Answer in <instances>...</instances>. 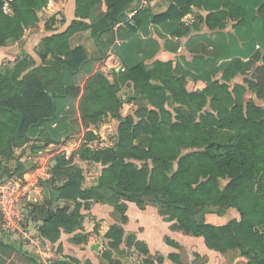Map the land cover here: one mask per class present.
Returning <instances> with one entry per match:
<instances>
[{
    "label": "trees",
    "instance_id": "obj_1",
    "mask_svg": "<svg viewBox=\"0 0 264 264\" xmlns=\"http://www.w3.org/2000/svg\"><path fill=\"white\" fill-rule=\"evenodd\" d=\"M136 1L105 0L107 16L99 20L93 8L101 0H77V19L68 30L40 43L41 66L31 68L26 57L0 72V181L22 177L25 157L38 154L49 144H59L48 127L58 118L59 101L80 95L79 89L65 84V76L76 74L87 60L82 47L71 48V38L88 30L95 38L111 32ZM242 2L249 1L172 0L169 9L154 15L153 21L177 27L192 7L202 6L210 13L209 26L222 28L210 25V19L232 16L241 23L246 21L249 7ZM49 4L50 0H0V48L9 40L21 41L28 29L39 24V15ZM259 8L264 27V0ZM146 11L137 13L133 29L141 28L140 18H147ZM56 21V17L49 19L46 30L51 31ZM186 83V76L179 75L171 62L157 61L148 67L145 60L131 67L125 63L114 83L98 74L87 81L79 100L78 124L87 131L85 144L76 155L104 168L97 183L89 187L83 170L73 164L75 155L55 157L46 190L52 194L56 189L65 206L44 204L32 210L28 206L30 215L42 221L39 234L44 240L56 243L63 232L82 230L85 217L81 210L102 203L113 206L119 218L105 236L109 243L102 262L125 264L132 248L148 256L144 243L133 235L125 238L126 203L132 202L141 209L157 207L174 223L173 230L203 238L211 251L236 252L247 264H264V109L253 101L237 103L227 84L212 82L204 90L189 92ZM127 84L133 86L130 99L138 106L135 116L121 115L120 87ZM109 116L119 121L115 144L90 146L97 135L89 128ZM220 131L233 136L220 143L216 137ZM35 141L44 144L31 145ZM17 150H23L19 158H15ZM11 160L16 161L14 171L7 166ZM60 181L62 186H58ZM233 212L238 217L230 219ZM210 217L228 221L212 223ZM84 241L78 236L73 239L75 244ZM167 242L178 247L169 239ZM123 244L127 250L121 249ZM3 245L0 240V248ZM169 259L180 264L176 254ZM48 263L69 264L67 259ZM137 264L153 262L146 259Z\"/></svg>",
    "mask_w": 264,
    "mask_h": 264
},
{
    "label": "crops",
    "instance_id": "obj_2",
    "mask_svg": "<svg viewBox=\"0 0 264 264\" xmlns=\"http://www.w3.org/2000/svg\"><path fill=\"white\" fill-rule=\"evenodd\" d=\"M247 1L249 2H242L244 3L242 5L249 7L247 19L242 23L241 19L238 20L232 16H226L223 20L210 19V25L220 24L222 28L213 29L209 26L210 13L202 6L192 7L177 27L154 22V15L165 13L172 0H151L152 6L146 11L147 18H140V29L132 28L139 13L131 19L128 17L130 12L137 10L136 1L129 11H125L120 16L111 32L98 38L93 36L91 30L75 34L70 40L71 48L74 50L82 47L87 54V60L76 74H66L65 84L79 89L80 95L77 98L72 96L59 101L58 118L48 127L51 136L59 141V144L65 145L64 150L69 156L78 152L85 144L87 131L84 129L82 133L78 125L80 123L79 100L84 93L87 81L98 72H102L114 83L116 74L124 69L125 63L131 67L139 60H145V65L148 67L157 61L171 62L179 75L186 76V89L189 92L204 90L212 82L224 83L229 86L230 93L237 103L242 102L247 105L253 101L264 109V27L261 18L263 14L259 11L262 0ZM76 9L77 0H50L48 8L40 13V22L36 27L28 29L21 41L9 40L0 48V72L8 66L13 68L26 57L30 61L31 68L41 66L40 56L43 51L40 49V43L49 36L66 32L72 22L77 19ZM93 12L99 20L104 19L108 12L105 0H101V3L93 8ZM44 16L48 20L56 17L57 23L51 31L46 30L47 21L41 20ZM86 22L90 23L89 20ZM10 63L14 64L8 65ZM133 95L132 85H121L119 96L124 101L121 109L122 116H135L138 106L130 99ZM118 128L119 121L111 116L105 118L100 124L91 126L89 129L97 135L96 145L92 147L113 146L117 139ZM108 134L114 136V141L104 144ZM232 136L231 132L220 131L216 137L218 142L226 143ZM44 137L50 138V135L45 134ZM33 143L44 144L35 141L31 145ZM54 145V143L49 144L43 151L48 153L54 150ZM74 150L77 151L73 152ZM22 152L23 150H17L15 158H19ZM76 154L74 165L80 164L77 166L80 169L83 170L87 164L100 167L98 181L104 168L102 164L83 161ZM43 155L41 151L32 157H25L23 163L26 172L23 177L33 169L32 167ZM55 157L50 160L52 168L56 165ZM7 166L14 171L16 161L11 160ZM2 175L0 171V177ZM63 183L58 186H62ZM85 185L88 186L86 177ZM65 203L59 199V192L54 189L52 194L49 190L36 194L29 206L31 210L34 206L44 204L57 208L65 206ZM126 208L128 222L122 225L125 238L133 235L137 242L146 245L149 255L144 256L132 248L128 258L131 259L134 254H137L138 258H135L134 262L123 260L125 264L142 263L146 259H150L153 264H176L169 259L170 255H178L181 262L182 252L191 253L188 249L192 248L194 241L204 240L201 237L188 236L173 230L174 223L168 222L155 206L149 205L141 209L135 203L127 202ZM29 212L28 207L27 226L33 241L28 242L18 235L9 234L0 229V240L5 244L0 248V264H36V262L49 264L50 260L55 259H67L69 264H104L101 256L108 246L105 250H100L98 257L93 254L99 250V245L103 246L100 242L108 245L109 240L105 236L112 226L119 223L113 206L94 202L90 209L83 208L81 213L85 218L82 230L70 234L63 232L56 243L46 241L40 236L39 228L42 221L30 215ZM76 236L85 241L82 244H75L73 239ZM167 239L175 242L178 247L168 244ZM121 249L128 248L126 244H123ZM217 254L223 255L207 248L205 253L194 252L193 256L198 255L206 263L212 264V259L216 258ZM159 258H162V262H159ZM187 264L194 263L188 261Z\"/></svg>",
    "mask_w": 264,
    "mask_h": 264
},
{
    "label": "built area",
    "instance_id": "obj_3",
    "mask_svg": "<svg viewBox=\"0 0 264 264\" xmlns=\"http://www.w3.org/2000/svg\"><path fill=\"white\" fill-rule=\"evenodd\" d=\"M137 10L130 12L133 18L138 12L149 9L151 0H137ZM82 133L84 129L81 128ZM65 144V143H64ZM54 150L43 152V157L24 177L8 178L0 181V218L1 230L9 234L18 235L26 241H33L28 229V206L34 196L46 191V184L52 178L51 158L65 154V145L55 144Z\"/></svg>",
    "mask_w": 264,
    "mask_h": 264
},
{
    "label": "rangeland",
    "instance_id": "obj_4",
    "mask_svg": "<svg viewBox=\"0 0 264 264\" xmlns=\"http://www.w3.org/2000/svg\"><path fill=\"white\" fill-rule=\"evenodd\" d=\"M46 19V20H45ZM41 20H44V21H48V19L44 16L42 17ZM14 64V63H13ZM12 63L8 64V65H13ZM9 67V66H8ZM7 68V67H6ZM115 130V129H114ZM108 139L104 140V144H110L111 142L114 141V136H110L108 134V136H106ZM78 140V139H77ZM74 143H72L73 145ZM96 143H92L91 146H95ZM77 150H74L73 152H75ZM72 152V153H73ZM77 153V152H76ZM76 153H74L72 156H74ZM62 155H66V156H69L67 153L65 154H62ZM75 158V157H74ZM74 164V162H73ZM76 166H80V164H77ZM83 172H84V175L87 179V184L88 186H92L94 185L96 182H97V178H98V175L100 173V167H96L92 164H87L85 165L84 169H83ZM62 181H60L58 184H61ZM238 215L236 212H233L231 215H230V219H234V218H237ZM226 218V217H225ZM225 218H222V219H218V218H215V217H210L208 220L212 223H221L223 224V222H226L228 221L227 219ZM225 219V220H224ZM100 244H103V246L99 245L98 249L99 250H96L93 254V256L95 257H98V253H100L101 251L100 250H105V248L108 246L105 242H100ZM125 247V246H124ZM206 246L204 245V240L201 241V239H198V241H194L193 243V246L192 248L189 247L188 251L191 252V253H186V252H182L181 254V262L180 264H187L188 261H191L193 262L194 264H208L205 262V260L203 258H201L200 256L196 255L193 256L194 252H200V254H203L206 252ZM134 254V253H133ZM130 258V257H129ZM129 258H126L124 260H128L129 262H134L138 256L137 254H134L131 259ZM136 258V259H135ZM212 264H247V260L244 259V258H241L238 256V253L236 252H229L225 255H216V258H213L212 259Z\"/></svg>",
    "mask_w": 264,
    "mask_h": 264
},
{
    "label": "water",
    "instance_id": "obj_5",
    "mask_svg": "<svg viewBox=\"0 0 264 264\" xmlns=\"http://www.w3.org/2000/svg\"><path fill=\"white\" fill-rule=\"evenodd\" d=\"M98 75H102V76H104V74L102 73V72H98L97 73ZM56 162H54V164H55Z\"/></svg>",
    "mask_w": 264,
    "mask_h": 264
}]
</instances>
